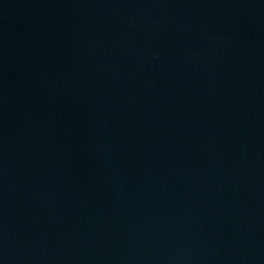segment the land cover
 Instances as JSON below:
<instances>
[{
    "label": "water",
    "instance_id": "95a60500",
    "mask_svg": "<svg viewBox=\"0 0 264 264\" xmlns=\"http://www.w3.org/2000/svg\"><path fill=\"white\" fill-rule=\"evenodd\" d=\"M0 264H264V0H0Z\"/></svg>",
    "mask_w": 264,
    "mask_h": 264
}]
</instances>
